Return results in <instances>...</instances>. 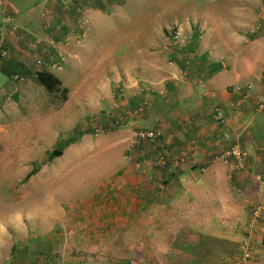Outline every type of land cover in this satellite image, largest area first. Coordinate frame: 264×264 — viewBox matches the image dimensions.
Here are the masks:
<instances>
[{
    "label": "crops",
    "instance_id": "crops-1",
    "mask_svg": "<svg viewBox=\"0 0 264 264\" xmlns=\"http://www.w3.org/2000/svg\"><path fill=\"white\" fill-rule=\"evenodd\" d=\"M246 1L225 13L174 5L136 44L116 22L141 0H0V119L40 107L36 75L46 72L67 90L78 78L75 95L94 86L108 99L120 89L109 126L128 140L136 129L159 134L143 154L131 143L124 185L110 189L111 200L20 208L0 220V264H236L231 250L237 255L249 233L264 263V11L256 27L234 22L253 12ZM8 15L15 31L1 25ZM173 27L179 42L169 39ZM125 41L133 51L121 48ZM236 142L246 153L240 170L220 157Z\"/></svg>",
    "mask_w": 264,
    "mask_h": 264
},
{
    "label": "rangeland",
    "instance_id": "rangeland-1",
    "mask_svg": "<svg viewBox=\"0 0 264 264\" xmlns=\"http://www.w3.org/2000/svg\"><path fill=\"white\" fill-rule=\"evenodd\" d=\"M169 1L168 9L163 11L167 5L164 0H141V6L135 4V12L127 14L124 20L118 19L116 25L125 33L127 30L130 38L136 39V44H143V41L149 39L150 24L160 20L159 16L163 12L172 14L174 5H178L182 12L188 11L192 6L199 11L213 10L225 13L226 8L233 11L243 9L245 2ZM246 4L250 11L253 10L249 17L232 20L243 21L248 27H256L260 19H256L255 15L260 10L264 11V0H247ZM140 22L146 25L141 24L144 25L143 31L138 36L137 28ZM14 25L17 29L16 21ZM124 43L123 46L120 44L122 49L128 52L129 46H132L133 51V43ZM45 45L47 46L48 42ZM62 72H56L55 75L61 77ZM137 81L140 84L138 87L142 89V85L147 84L142 79ZM77 83H80L78 78L69 83L70 91L60 84L58 90L50 93L48 97L46 90L41 86L38 109L34 108L25 114H4L1 117L0 220L4 217H17V213L21 212L20 208L29 209L28 213H39L46 212L45 207L53 204L75 206L83 201L86 202L84 204L98 201L100 197L105 202L111 200L109 193L112 189L124 185L125 180L121 174L130 161L128 158L131 156V137L128 140V136L120 134L121 131L113 129L114 126H109L113 118L112 109L116 106L115 103L122 99V91L116 88L112 98H100L96 87L94 92L92 86L82 95H75L72 88H75ZM103 102L104 106L100 104ZM55 149L61 150L62 156L49 162L48 158ZM243 241L244 239L239 244L237 255L235 247L231 250L236 264H241L238 255ZM193 250L194 247H191L190 251ZM247 264H260L254 249Z\"/></svg>",
    "mask_w": 264,
    "mask_h": 264
},
{
    "label": "built area",
    "instance_id": "built-area-1",
    "mask_svg": "<svg viewBox=\"0 0 264 264\" xmlns=\"http://www.w3.org/2000/svg\"><path fill=\"white\" fill-rule=\"evenodd\" d=\"M2 24L4 25V30L7 29L9 31H15V19L13 16L8 15L2 18ZM3 30H1L2 32ZM170 33V39L173 41H178L180 40V33L177 27L170 28L168 30ZM50 43L48 42V46ZM6 53L1 52L0 53V61L4 60L6 58ZM53 58V56L51 57ZM37 67H41L42 63L38 62L36 63ZM53 69L59 70L61 68V61L58 63H54L51 66ZM14 80H19L18 77H15ZM140 105L137 109V113H141L144 110V104ZM258 110L264 111V103H259L258 104ZM120 109L119 105H116L112 109L113 111H116ZM216 120L219 123H223L224 119L221 115H216ZM159 134L156 131L153 130H148V129H136L131 132V143L133 149L138 152L139 154H143L144 152V146L145 144L148 145H155L158 142ZM221 159L225 162H229L231 166L233 167L234 170H240L243 165L244 161L246 159V153L244 152L243 148L239 143H233L229 148L220 156ZM156 164L158 166H163L165 165V158L164 156H158L156 157ZM263 212V208L261 206L255 207L251 213V219L248 223V229L250 231L253 230V228L259 223L261 215ZM253 254V248L250 242V233L244 238V241L242 242L240 246V254H239V261L241 264H247Z\"/></svg>",
    "mask_w": 264,
    "mask_h": 264
},
{
    "label": "trees",
    "instance_id": "trees-1",
    "mask_svg": "<svg viewBox=\"0 0 264 264\" xmlns=\"http://www.w3.org/2000/svg\"><path fill=\"white\" fill-rule=\"evenodd\" d=\"M36 80L40 86H42L48 94L54 93L58 90L60 86V82L54 76L49 73L41 72L36 75ZM62 156L61 150H53L48 158V161L51 162L52 160L59 158Z\"/></svg>",
    "mask_w": 264,
    "mask_h": 264
}]
</instances>
